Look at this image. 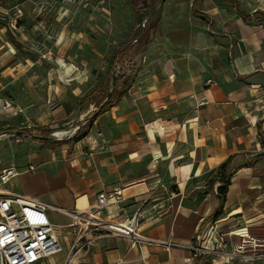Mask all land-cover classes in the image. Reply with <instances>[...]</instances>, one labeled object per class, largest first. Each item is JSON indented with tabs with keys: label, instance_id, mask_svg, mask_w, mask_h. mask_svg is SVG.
Returning a JSON list of instances; mask_svg holds the SVG:
<instances>
[{
	"label": "crops",
	"instance_id": "obj_1",
	"mask_svg": "<svg viewBox=\"0 0 264 264\" xmlns=\"http://www.w3.org/2000/svg\"><path fill=\"white\" fill-rule=\"evenodd\" d=\"M162 2L155 3L154 14ZM198 3L196 11L206 16V26L181 50L200 54L153 60L161 63L160 77L137 83V91L136 84L131 91L130 85L109 110L93 117L90 128L115 110V128L105 129L102 148L94 152L96 140L89 146L93 157L72 155L56 176L50 173L59 185L55 190L73 198L74 206H55L20 193L67 217L56 224L49 215L54 224L67 227L71 238L72 219L59 208L71 210L84 200L78 209H85L100 192L120 188L125 197L119 205L123 211L110 207L117 216L106 220L128 224L135 210H145L134 233L97 231L95 241L68 264H199L193 249L196 235L202 226L215 224L235 229L234 235L221 232L235 254L264 255V0ZM204 50L212 58H202ZM143 98L147 110L139 105ZM228 159L231 178L221 204L217 178ZM212 179L217 181L210 184ZM239 207L241 212L231 214ZM223 217L228 220L220 222ZM68 255L70 247L63 259ZM224 259L209 261L225 264Z\"/></svg>",
	"mask_w": 264,
	"mask_h": 264
},
{
	"label": "rangeland",
	"instance_id": "obj_2",
	"mask_svg": "<svg viewBox=\"0 0 264 264\" xmlns=\"http://www.w3.org/2000/svg\"><path fill=\"white\" fill-rule=\"evenodd\" d=\"M159 1L93 2L92 9L77 0H0V169L12 165L21 172L17 181L14 178L0 188L29 192L55 206H74L73 198L55 190L59 185L50 173L56 176L72 155L93 157L89 146L96 140L94 152L102 148L105 129L115 128L114 109L98 117L87 136L79 141L74 137L89 124L101 103L114 101L124 90L123 81L116 85L113 78L125 67L130 91H137V83L160 77L161 63L153 60L200 54L181 50L206 26V16L196 11L199 0H163L154 14L152 8ZM19 9L23 15L16 29L10 28ZM131 40L134 48L123 47ZM202 54L204 59L212 58L210 50ZM110 89L116 90V97H110ZM6 101L14 108H3ZM139 105L142 110L148 108L145 98ZM56 131L65 132L55 136ZM30 166L34 169L26 171ZM82 204L77 201L76 208ZM48 213L56 224L68 220L57 209ZM61 230L63 250L44 264H68V256L63 258L72 235ZM230 231L219 224L202 226L194 247L207 252L208 262L223 256L225 264H263L264 255L235 254L228 235L221 234Z\"/></svg>",
	"mask_w": 264,
	"mask_h": 264
},
{
	"label": "built area",
	"instance_id": "obj_3",
	"mask_svg": "<svg viewBox=\"0 0 264 264\" xmlns=\"http://www.w3.org/2000/svg\"><path fill=\"white\" fill-rule=\"evenodd\" d=\"M77 1L84 6L91 5L93 9V2L105 3L111 0ZM22 15V9L14 12L10 28L16 29L15 24ZM2 107L8 109V102L2 104ZM10 107L14 108V106ZM33 169L34 167L30 166L28 170ZM18 175H20V171L16 166L11 165L0 169V185L7 184ZM124 200L122 190L115 188L110 193L100 192L95 203L85 209L59 208L72 219L68 227L75 229L73 237L70 239V255L67 257L69 261L73 255L95 241L97 231L105 230L111 234L123 233L125 235L134 233L139 221L144 218V209L135 210L126 219L128 224L106 220V217L117 216V214L112 216V213L109 212L110 207L118 206V210L123 211L119 205ZM48 209L49 205L37 198L0 188V264H44L63 250L60 231L67 227L54 224L47 212ZM117 226L124 228L119 230ZM216 242L218 241L216 240ZM133 245H135V241L131 244V246ZM193 249H196L195 257L206 252L204 250L201 252L199 247H193Z\"/></svg>",
	"mask_w": 264,
	"mask_h": 264
},
{
	"label": "trees",
	"instance_id": "obj_4",
	"mask_svg": "<svg viewBox=\"0 0 264 264\" xmlns=\"http://www.w3.org/2000/svg\"><path fill=\"white\" fill-rule=\"evenodd\" d=\"M148 27V25H147ZM147 30V28H146ZM133 40H131L130 42H128V46H126L127 44H125L123 47H128L131 48L133 45ZM125 67H123L119 73L117 74V76H115L113 78L114 84H118L121 81H123V86H124V90L122 92H119V95H117V98L114 101L108 102V103H101L99 106V110L95 113L94 116L99 115L107 110H109V108L115 104V102L117 101V99H119L121 96L125 95L127 93V89L128 87L131 85V79L128 78L127 80H125ZM116 90L115 89H110V91L108 92L110 97L115 96L116 95ZM118 94V93H117ZM116 97V96H115ZM92 119H90L89 124L86 127H83L81 130H79L75 137L74 140L75 141H79L81 140L83 137L87 136L89 133V128L91 126L92 123ZM44 141L45 138H42ZM229 165H230V159H228L227 161H225L219 168V177L217 178L218 181H220V186L218 187V194L221 200V204L224 203L225 201V197H226V193H227V189L228 186L230 184V178H231V172H229ZM217 179H212L210 184L215 183V181H217ZM197 263H202V264H210V262L205 261L203 258H201V256H199L197 258Z\"/></svg>",
	"mask_w": 264,
	"mask_h": 264
},
{
	"label": "bare ground",
	"instance_id": "obj_5",
	"mask_svg": "<svg viewBox=\"0 0 264 264\" xmlns=\"http://www.w3.org/2000/svg\"><path fill=\"white\" fill-rule=\"evenodd\" d=\"M11 48H13V46L11 45V44H8ZM15 50V49H14ZM8 106H9V108H10V106H12V104L8 101ZM67 130V129H66ZM73 131V130H72ZM72 131H70V132H72ZM64 132L65 131H56V133L54 134L55 136H60V135H63L64 134ZM69 132V133H70ZM64 137H65V135H64ZM66 138V137H65ZM14 179V178H13ZM17 180V176L15 177V179H14V181H16ZM242 211V208H238V209H235V210H233L232 211V213L231 214H237V213H239V212H241ZM228 213V212H227ZM226 213V214H227ZM230 213V212H229ZM229 213H228V215H229ZM221 218V217H220ZM219 220V219H218ZM226 220H228V217H226V218H224L223 217V219H221L220 220V222H223V221H226ZM241 221V220H240ZM246 221V220H245ZM243 223V222H242ZM118 228H119V230H122L124 227L123 226H117ZM235 229H232L231 231H230V234H232V235H234L235 234ZM262 242V241H261Z\"/></svg>",
	"mask_w": 264,
	"mask_h": 264
},
{
	"label": "water",
	"instance_id": "obj_6",
	"mask_svg": "<svg viewBox=\"0 0 264 264\" xmlns=\"http://www.w3.org/2000/svg\"><path fill=\"white\" fill-rule=\"evenodd\" d=\"M146 28H147V22H145L144 24V31L146 30Z\"/></svg>",
	"mask_w": 264,
	"mask_h": 264
}]
</instances>
